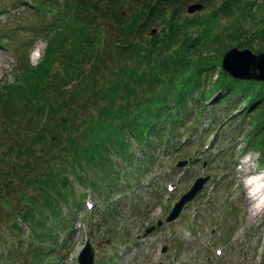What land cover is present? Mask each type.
<instances>
[{
  "label": "rangeland",
  "instance_id": "rangeland-1",
  "mask_svg": "<svg viewBox=\"0 0 264 264\" xmlns=\"http://www.w3.org/2000/svg\"><path fill=\"white\" fill-rule=\"evenodd\" d=\"M256 1L264 7V0ZM21 2L29 5L32 0H0V96L9 95L10 92L9 90L6 91V87H13L12 89H14L15 86L12 84L18 80L21 81L18 73L25 67L24 65L29 64L34 67L39 63L46 46V43L41 39L43 34H39L41 27L38 21L40 20L34 16L35 11L21 6ZM42 3L46 6L51 4L50 0H42ZM222 5L223 0H210L208 5L203 8L200 7L194 13H184L180 21H186L188 18L190 20L191 17L205 19L212 11L216 12L218 8L222 9ZM186 8L184 9L185 12ZM217 15L221 14L217 13ZM258 19L259 16L256 15L251 22L245 23L240 19L238 13L233 17L225 16L218 19V30L229 35L226 31H232L240 23L253 31L258 26L256 24ZM33 21L38 24V26L35 25L37 29L35 33L30 28ZM153 30L154 33L151 34ZM159 32L160 28L154 26L138 34L135 41L137 42L136 45L140 48L141 46L151 47L152 38ZM225 44L226 47L232 45L229 40L225 41L223 46ZM255 45L258 44L255 43L252 46ZM36 46H39V52H36ZM257 48L252 49L251 52L255 54L254 51ZM29 50L27 58L25 54ZM35 53L39 57H36ZM221 60L222 58L219 63ZM122 62L134 67L137 75L147 73L148 69L153 66V64L145 63L141 57L137 60L135 57L123 58ZM113 68L114 72L115 68L118 70L115 64ZM120 68L122 67L120 66ZM52 70H58V67L53 66ZM153 73L155 76H160L164 83H169L174 90L179 87L182 88L186 82V77L190 74L189 68H184L182 73L175 74L174 70L168 67L166 69L161 68V70L155 69ZM215 79L216 75L211 79V83L215 82ZM111 83H121L116 73L111 79ZM135 83L138 85H132L130 90L133 92L132 94H123L135 95L133 101L128 103L124 98L115 101V108L126 111L129 114V120L132 122H135L137 114L138 117H141L147 109L145 102L148 103L149 99H154L155 95L161 94V88L150 86L148 78L143 80L137 78ZM207 89L204 90L207 91ZM224 91L221 90L222 94ZM16 92L20 98L24 93ZM61 94L60 100L55 104L57 106H62L63 100L61 99L64 97L62 90ZM48 99L49 97H47ZM73 102L74 104H72ZM73 102L70 112L57 110L56 120L64 117L67 122L59 123L52 128L51 132H47V138L56 134L57 140L50 146H45V151L42 154H45L50 147H52L51 153L57 154L58 158L48 161L49 166H45V168L48 172L55 173L60 170V172L70 175L74 182L72 188L74 192L69 194L71 199L80 196L82 192L80 190H83L86 196L77 210L65 212L69 216L67 220L69 235L61 236L54 242L42 241L41 244L46 248L49 256L54 255L60 259L59 264H76V257L81 247L86 241H89L94 249L93 264H157L159 262L162 264H264V213L258 217L249 215L250 204L246 199L252 190L248 188L249 185L243 187L242 184L244 169L256 163V161L253 164L248 161L249 163L242 166L240 163L241 149L249 138L247 132L251 128L247 124V120L244 123L237 124L234 122L232 124L233 118L229 121L223 117L215 118L214 121L208 119L203 124V127H208L200 130L201 126L199 127V125L205 118L206 111L205 113L202 112L201 115L196 113L194 108H188L183 116L185 118L179 132L182 133L184 128L190 129V139L187 140V136H181V134L177 136V139H183L182 145L185 146L181 147L183 149L179 150L177 157L173 159L174 155H172L176 149L169 150L168 154L159 156L158 164L146 173H144L140 159L137 162V167L134 168L132 165L126 166V161L121 163L118 158H115L114 165L118 166L119 171L118 182L121 177H126L125 184L129 185L128 190L130 191L126 192L125 200L120 208L107 212L105 207L108 202L104 205L103 203L109 196V190L105 184L107 178L104 179V170L93 168L92 175L87 178L89 182H93L92 179L94 178L104 181L101 187L103 197L98 194L95 195L88 188L86 190L82 187L78 188L77 184L81 185L80 181L77 179V175L73 173V169H70L71 159L78 149L77 146L83 143L82 145L89 148L88 142L83 137H78V140L76 138L77 130L75 127L79 126V130L82 131L83 124L81 123L88 119L81 108L87 113H91L90 110L102 107L106 101L98 102V104L90 101L86 107L77 103L80 102L79 98ZM79 106L81 108L78 109ZM20 110L24 117L25 112H29L25 108ZM14 111L8 109L5 104L4 106L0 105V116L5 112L9 115ZM14 115L17 116V114ZM21 117L23 116H19L16 121L12 120L11 124L8 120L5 121L8 127L6 134H3L4 127L1 126L3 120L0 119V142L12 139L17 145H24L29 150L37 151L39 147H42V143L36 138L33 131L23 129V123L19 125L24 122ZM257 122L259 121L255 118L250 121L255 126ZM259 138L263 151L253 150L248 154H254V160L258 159L257 153H261L263 158L264 132L259 135ZM2 149L6 152L5 143L3 147H0V176L5 173L4 170L8 168L6 165L11 160V156L8 154L3 155ZM58 149L59 151H57ZM257 149L260 151V148ZM131 150L140 156L137 147L132 145ZM79 155L86 157V153L83 151H80ZM179 159H190L191 164L185 168H176L175 163ZM96 164L97 162L94 163V165ZM256 164L260 169L261 167L264 168V165H261L259 161ZM85 173L90 175L91 170H87ZM204 174L211 177V183L209 184L210 188L200 195L199 201L195 203L198 205L196 214L199 215L194 217L187 211L179 221L171 225L164 223L161 227H157V221L165 219L173 202L189 188L194 178ZM132 186H135L133 191ZM124 189L125 187H123ZM121 190L119 188L113 190L109 201L121 200V196L125 192ZM92 201L95 202V205L89 208L90 202L93 203ZM152 226H155V229L144 236L145 230ZM66 230L67 228L63 232ZM243 232L246 239L243 238ZM165 245L168 248L167 251H163ZM24 246L25 243H23L25 249ZM31 248L32 244L28 246L29 250ZM20 250L21 248H18L13 251L7 262H0V264H26V260L32 258V253L23 257L24 253H19Z\"/></svg>",
  "mask_w": 264,
  "mask_h": 264
},
{
  "label": "trees",
  "instance_id": "trees-1",
  "mask_svg": "<svg viewBox=\"0 0 264 264\" xmlns=\"http://www.w3.org/2000/svg\"><path fill=\"white\" fill-rule=\"evenodd\" d=\"M33 1L35 2L33 8L36 11L34 16L40 20L41 28L40 33L39 31L38 33L43 34L41 38L47 42V48L44 59L37 66L24 65L25 67L18 73L21 81L18 80L12 84L15 86L14 89H12L13 87H6V91L9 90L10 92L9 95L0 96V105L4 106L5 104L8 109L15 110L9 115L5 112L0 116V119L3 120L1 125L4 127L3 134L8 132L5 121L8 120L11 124L12 120L16 121L19 116L23 115L20 109L25 108L31 112V117L29 120H26L24 116L21 117L25 120L19 125L23 123V126L29 127L32 124V118H35L37 120L35 135H38L40 130L45 128L47 122L52 123L57 110L69 109L71 103L77 98L80 99V102L77 103H81L85 107L90 101L98 104L100 100L98 92L102 90L107 79L98 73L101 66L109 62L112 70L113 65H117L118 71L116 73L124 72L120 68V64H117L118 60L121 61L125 53L132 52L133 54L134 49L138 47L135 42L136 36L154 26L160 28V32L152 38L151 47L145 51L147 57L152 56L148 60L149 63H155L154 58L166 59L162 64L166 65L165 68L173 69L175 74L182 73L184 68H189L190 74L186 77L184 86L170 94L174 95L177 102H181L182 96L203 87V83L210 78L216 67H219L221 57L230 48L226 47V44L223 46L225 41H231V47L238 49L252 51L258 47L254 51L255 53L264 51V7L256 0L248 2L223 0L222 9L218 8L216 11L221 15L212 11L205 19L191 17L190 20L188 18L183 22L180 21V18L184 13H187L190 6L199 5L203 8L209 4L210 0H50L51 4L48 6L44 5L42 0ZM185 8L186 12L184 11ZM232 11L234 12L232 13ZM237 13L245 23L251 22L258 15L259 19L256 22L258 26L251 31L238 23L232 31H226L229 35L218 30V19L225 16L233 17ZM222 38L223 40H221ZM255 43L258 45L252 46ZM216 44H219L218 54L214 50ZM147 50L151 51L148 53ZM53 66H57L58 70L53 71ZM150 82L155 87L161 88V93L171 91L167 85L161 87L155 75L151 77ZM240 83L242 82L234 81L220 72L219 80L213 84V87H225L229 92H243L245 95L252 93V97L256 96L258 99L262 96L260 100L254 99L257 102L252 109L251 121L256 117L258 123L264 125V83ZM61 90L64 96L61 99L63 100V107L55 105L62 95ZM16 91L24 92L21 98ZM109 92L112 93V97L115 96L113 88H109ZM47 97H49L48 100ZM82 98L84 100L81 101ZM110 100L116 101L117 98ZM81 109L88 119L82 121V131L79 130L80 127L78 126L77 140L83 137L88 142L87 151L92 152L97 146L100 150L106 151L107 142L104 143L103 139L99 137L93 122L96 108L90 110L91 113ZM142 121L140 118L136 120L138 124ZM149 128V124L144 125L140 132H149ZM258 138L252 143L254 147H262L261 140ZM109 143L113 144L112 142ZM142 144H145L144 147H146L147 143L144 141ZM22 147L23 149H14V151L9 149L8 154L17 158L19 162H26L30 166L28 174L35 178L41 175L48 161L58 158L57 154L51 153V149L42 154L44 149L41 147L42 151L25 149L23 145ZM11 165L12 162L7 166L11 167ZM26 175L25 173L24 176ZM65 176L67 177V175ZM2 182L5 186L10 183L6 178H2ZM59 182L62 183L60 186L63 187L66 180L65 178L61 180L56 176L50 180L53 187H56ZM11 188L12 185L9 189ZM5 199L6 197L0 202V213L3 210L12 213L11 209L13 208ZM52 205V202L48 204V206ZM53 209L54 217H56L55 212L59 210L57 205H54ZM15 213L17 217L21 215L19 210ZM3 215L0 214V218ZM32 216L30 215V218ZM38 224L40 225L32 228L33 239L35 235L39 237L44 233L45 225L43 223ZM44 249V247H40L34 250L35 255L33 256L34 259L32 258V264L43 261Z\"/></svg>",
  "mask_w": 264,
  "mask_h": 264
},
{
  "label": "water",
  "instance_id": "water-1",
  "mask_svg": "<svg viewBox=\"0 0 264 264\" xmlns=\"http://www.w3.org/2000/svg\"><path fill=\"white\" fill-rule=\"evenodd\" d=\"M199 8V5L190 6L188 8V12L193 13ZM221 66L222 69L234 79L264 82V53L254 55L249 50L239 51L237 49H231L224 55ZM201 183L202 180L196 181L192 189L182 197L179 203L176 204L171 215L168 217L169 219L177 215L178 211L182 207L183 202L193 197L195 192L201 187ZM84 252L91 253V248L88 243H86L82 253ZM81 257L82 254L80 256V261L82 262L83 260Z\"/></svg>",
  "mask_w": 264,
  "mask_h": 264
},
{
  "label": "bare ground",
  "instance_id": "bare-ground-1",
  "mask_svg": "<svg viewBox=\"0 0 264 264\" xmlns=\"http://www.w3.org/2000/svg\"><path fill=\"white\" fill-rule=\"evenodd\" d=\"M35 50H36V52H39L38 51L39 50V46H36ZM36 55H38V54L36 53ZM247 201H249V204H250V215H253L254 214V209H255V207L253 206V200L251 198H248Z\"/></svg>",
  "mask_w": 264,
  "mask_h": 264
}]
</instances>
